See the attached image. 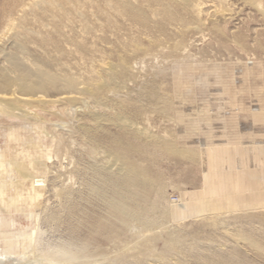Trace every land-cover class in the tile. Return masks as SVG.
<instances>
[{"label":"rangeland","instance_id":"374dc122","mask_svg":"<svg viewBox=\"0 0 264 264\" xmlns=\"http://www.w3.org/2000/svg\"><path fill=\"white\" fill-rule=\"evenodd\" d=\"M7 55L59 79L0 106V264H264V0H0Z\"/></svg>","mask_w":264,"mask_h":264},{"label":"bare ground","instance_id":"6f19581e","mask_svg":"<svg viewBox=\"0 0 264 264\" xmlns=\"http://www.w3.org/2000/svg\"><path fill=\"white\" fill-rule=\"evenodd\" d=\"M158 1V0H157ZM198 1V0H197ZM162 2V1H161ZM182 2V1H181ZM191 3V2H190ZM128 8V7H127ZM188 21V20H187ZM10 31V29L8 30ZM21 58V57H20ZM7 61L8 63H10V66L12 69H14L17 73L16 76L14 77H10V75L6 74L4 71L2 72L0 70V90H4V89H8V87L10 86H15L16 87V91H12L10 93H2L0 94V106L5 109L6 111H13L16 109V105L18 103H23V102H38L39 104H41V102L44 101V97L42 96H37L35 98H28L27 95H30L34 92L40 91L43 87V83L44 82H51V81H55V79H59L57 76H50V74L46 73L45 71H43V69L39 68H35L34 67H29L25 64H23L18 58L13 57L11 55H7ZM24 61V60H23ZM6 63V62H5ZM25 63V62H24ZM250 64V63H249ZM7 67V66H6ZM9 68V67H8ZM8 73V71H7ZM10 73V72H9ZM13 74V73H12ZM15 75V74H14ZM62 79V78H61ZM68 79V78H67ZM66 79V80H67ZM71 82V81H70ZM73 82V81H72ZM50 85V84H48ZM12 86V87H13ZM54 87V86H53ZM58 89V88H57ZM245 91V90H244ZM33 95V94H32ZM92 99V98H91ZM63 100V99H61ZM65 100L69 103H77V98L74 97H66ZM60 101V100H59ZM61 102V101H60ZM62 103V102H61ZM37 104V103H36ZM104 105V104H103ZM53 113V112H52ZM21 115H23V113H20ZM7 116V115H6ZM257 118V117H255ZM255 121V120H254ZM257 125V124H256ZM259 138V137H258ZM261 138V137H260ZM34 142V141H33ZM62 144V143H61ZM262 144V143H261ZM259 146V145H258ZM233 147V146H232ZM260 147V146H259ZM258 147V148H259ZM213 149V148H212ZM225 149V148H224ZM254 149V148H253ZM252 149V150H253ZM92 150V149H91ZM90 150V151H91ZM257 150V149H256ZM216 151V150H215ZM255 152V151H254ZM41 155V154H40ZM219 156V154H218ZM218 156H213V160H220L222 162H225V158H222V156L218 157ZM46 158V157H45ZM2 156L0 155V168L2 167V164L4 162H2ZM228 159V158H227ZM57 160V159H56ZM217 160V161H218ZM217 161H214L215 163H217ZM6 164V163H5ZM93 164V163H92ZM7 165V164H6ZM105 165V164H104ZM215 167L212 166V171H215L217 169V166L214 164ZM116 165L114 163H110L107 168L109 170H112L113 168L115 169ZM222 169V168H221ZM46 170V169H45ZM106 170V169H105ZM217 171V170H216ZM221 171V170H220ZM50 172V171H49ZM118 172H121L120 169H118ZM21 173V172H20ZM24 173V172H23ZM41 174V173H40ZM22 175V174H21ZM213 176H215L216 178H218L219 180H221L223 178V175H225L227 177L226 174H221V173H215L213 174ZM27 177V176H26ZM25 177V178H26ZM34 177V176H33ZM36 177V176H35ZM40 178V177H39ZM249 188L250 186H253L252 189L254 188V185H256L257 181H255L254 176H249ZM229 180V179H228ZM255 181V182H254ZM41 180H34L32 182V188L35 189H39L41 188ZM253 182V184L251 185V183ZM263 182V181H262ZM264 183V182H263ZM12 184V183H10ZM28 184V183H27ZM41 184V185H40ZM9 185V184H8ZM23 185V184H22ZM26 186V185H25ZM18 187V186H17ZM231 187V184L228 185V188ZM5 188V186H4ZM29 189V188H28ZM18 191V190H17ZM39 191V190H38ZM42 191V190H41ZM13 192V191H12ZM13 195V194H12ZM61 196V195H60ZM2 197V196H1ZM34 198V197H33ZM9 199V198H8ZM24 199V198H22ZM30 199V198H29ZM10 200V199H9ZM19 200V199H18ZM26 200V199H25ZM35 200V198H34ZM33 200V203H34ZM27 201V200H26ZM12 202V201H11ZM24 202V200H23ZM36 203V202H35ZM34 203V204H35ZM25 204V203H24ZM9 205V204H8ZM11 207V206H10ZM16 207V206H15ZM34 208V207H33ZM18 209V207H17ZM20 209V208H19ZM22 209V207H21ZM35 209V208H34ZM2 211V210H1ZM20 211V210H19ZM2 221L0 220V228L3 227L4 225H2ZM8 232V231H7ZM2 235V234H1ZM25 238V237H24ZM10 238H8L9 240ZM21 240V239H20ZM31 240V239H30ZM246 242V241H244ZM239 243V242H237ZM25 244V243H24ZM250 244V243H249ZM32 245V244H31ZM5 249L0 252V256L3 258L6 257H10V251L13 249L14 244L11 241H7L5 242ZM145 247V245H143ZM251 246V245H250ZM26 247V246H25ZM19 249V248H18ZM16 249V250H18ZM22 250V248H21ZM24 252V251H23ZM32 253V252H31ZM25 255V254H24ZM12 256V255H11Z\"/></svg>","mask_w":264,"mask_h":264},{"label":"built area","instance_id":"2783aa9c","mask_svg":"<svg viewBox=\"0 0 264 264\" xmlns=\"http://www.w3.org/2000/svg\"><path fill=\"white\" fill-rule=\"evenodd\" d=\"M174 202H175V199H174Z\"/></svg>","mask_w":264,"mask_h":264}]
</instances>
